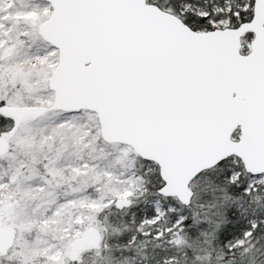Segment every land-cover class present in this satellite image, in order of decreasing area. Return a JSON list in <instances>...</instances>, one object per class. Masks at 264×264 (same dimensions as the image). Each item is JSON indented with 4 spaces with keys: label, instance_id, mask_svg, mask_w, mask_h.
<instances>
[{
    "label": "snow or ice",
    "instance_id": "1",
    "mask_svg": "<svg viewBox=\"0 0 264 264\" xmlns=\"http://www.w3.org/2000/svg\"><path fill=\"white\" fill-rule=\"evenodd\" d=\"M0 264H264V0H0Z\"/></svg>",
    "mask_w": 264,
    "mask_h": 264
}]
</instances>
